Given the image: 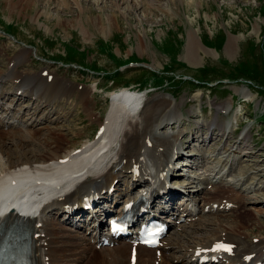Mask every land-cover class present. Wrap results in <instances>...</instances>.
I'll return each mask as SVG.
<instances>
[{
	"label": "rangeland",
	"instance_id": "1",
	"mask_svg": "<svg viewBox=\"0 0 264 264\" xmlns=\"http://www.w3.org/2000/svg\"><path fill=\"white\" fill-rule=\"evenodd\" d=\"M111 1L0 0V71L11 68L7 65L9 57L28 49V61L21 69L33 73L46 69L45 72H53L51 75L63 78L64 83L76 88L79 86V92L81 88L94 90L89 101L94 105L91 116L86 114L90 105L87 103L76 108L74 123L69 128V125L65 128L64 123L67 122L63 119L44 123L51 127V131L62 128L55 129L56 134L59 131V134H65L60 138L62 143L58 144H63L61 148L79 147L94 139L99 128L96 117L105 119L111 108V90L127 86L140 89L150 97H168L173 100L174 111L177 109L174 106L181 103L182 112L178 113H183L180 118L183 125L177 124L175 129L189 128L187 124L194 128L193 131L182 132L181 141L189 142L188 138H192L198 127L205 128L206 132L201 135L200 131L193 147L190 148V144L183 147V154L175 159L177 168L171 185L178 186L184 193L178 194L177 200L181 201L177 204L184 206V202L193 196L188 195L193 191L189 189L196 188L190 185L183 188L181 184L196 177L204 179L211 176L218 161L215 155L228 148V153L232 151L238 155L239 162L235 166L239 165L231 175L228 173L227 179L234 182L236 188L256 184L260 187L244 192L249 197L247 206L253 210H235L233 216L245 223L251 239H260L264 233V204L256 201H264V0ZM78 3L84 8L83 13ZM112 13H115L116 21L112 17V28L103 31L100 23H106ZM194 30L201 45L188 53L189 33ZM231 37L239 38L234 54L229 51ZM130 57L137 60L127 64ZM166 65H170L171 73L164 72L167 71L163 69ZM117 68L120 73L114 75L115 81L96 74L107 70L116 72ZM166 81L172 86H163ZM209 83L213 87H206ZM27 101L24 100L23 104ZM4 102L9 106L11 100L4 99ZM221 105L225 107L221 109ZM213 119L224 125L225 134L220 128L214 131ZM10 129L8 126L5 131ZM46 129L41 128L39 134L47 133ZM161 129L172 131L168 125ZM246 134L247 140H242ZM205 137L209 141L200 144L199 140ZM227 152L220 157L224 159ZM202 154L206 157L200 156ZM230 163L231 158L227 169ZM256 170H261L257 171L258 175H255ZM239 177L242 179L237 180ZM206 182L202 186L209 189L212 184ZM257 210L263 211L258 214L261 224L254 216ZM101 218L106 222L107 216L102 215ZM190 223L186 229L190 228L194 235L205 233V230H195ZM239 229L242 230L241 227ZM180 230V227H171L168 237L176 236ZM79 231L81 235L86 234V226ZM181 232L188 236L185 231ZM185 237L181 239L186 240ZM128 249L125 250L126 262Z\"/></svg>",
	"mask_w": 264,
	"mask_h": 264
},
{
	"label": "bare ground",
	"instance_id": "2",
	"mask_svg": "<svg viewBox=\"0 0 264 264\" xmlns=\"http://www.w3.org/2000/svg\"><path fill=\"white\" fill-rule=\"evenodd\" d=\"M80 12L83 13L84 8H81ZM112 17L116 21L115 13L108 15L106 23L101 20L103 31L106 28H112L114 22ZM238 42V37L229 39L230 54L236 52L235 45ZM200 45L197 32L190 31L187 52L190 53L198 49ZM27 50L9 57L7 65L11 68L0 71V114L1 110H5L0 115V157L2 158L0 159V207L6 196H12L11 200H14L17 206L21 200H34L37 203L45 204V206L38 217L25 218L14 213L5 217L0 215V229L14 221L27 222L30 264H197V256L200 254L198 250H201V253L207 251L217 241L236 245L231 264H252L245 261L249 254L254 252L263 254L264 233L262 230L260 239H251V232L246 229L245 223L234 218L235 210H227V204L230 203L240 206L239 209H236L240 212L253 210L247 206L249 197L244 192L254 191L260 187L256 184L245 188L241 185L236 188L237 185L226 180L224 174L220 177L206 178L207 183H214L212 190L200 188L193 191L194 197H196L194 205L208 214L200 215L198 219H195L196 222H191L189 225L195 230H205L204 234L194 235L189 230L190 228L186 229L187 225L184 223L179 225L181 230L175 233L176 236L170 235L166 239L167 241L159 254L157 252L160 249L156 250L140 245L135 247L136 255H133L132 244L130 242L121 243L120 240L112 247L104 246L101 247L100 252L94 251L98 242L97 237L81 235L77 229L81 228L84 223H88L89 220L84 218L76 220L73 217V210L77 209L76 211L83 212L84 200L91 199L90 195L92 194L100 204L92 205L95 214L90 216L94 220L93 227H97L99 216L104 212L111 211L112 204L119 201L121 196L127 195L126 201L131 198L137 199L144 191L152 189L154 198L151 205L153 204V207H158L165 213L176 211L178 209L176 199L180 191H177L178 187L174 188L168 185V174H172L171 177H173L177 168L176 165H173L172 158L175 154L178 157L182 155L183 147L190 144V148H192L193 141L197 140L199 132L201 131L202 135L206 129L198 127L199 129L194 131L192 138H188L189 142L181 141L182 132L194 129H191L190 124H187L189 128L175 129L177 124H180V127L183 125L181 124L182 119H180L183 113H178V111L182 112L181 103L174 106L177 108L174 111L173 100L168 97H150L137 90L136 92L116 93L120 91L117 90L112 93L114 96L111 108L105 119L102 116L96 117L99 128H104L103 133L79 147L61 148L63 144L62 146L58 144L62 143L60 138L65 134H59L61 131L56 134L55 129L62 130V128H52L53 131H51L49 129L51 127H47L46 124L45 126L44 123L59 122L63 119L64 122H67L64 123L65 128L68 125L69 128L71 123H74L76 108L81 104L82 106L87 105L93 97L94 90L81 88V92H79L78 85L76 88L70 83H64L61 80L63 78L51 76L53 72L33 73L25 68V70L21 69L28 61L30 52ZM49 77H53L52 80ZM8 83L10 85H7ZM1 86L4 88L1 89ZM6 98L11 99L8 107H5L3 102V99ZM144 98H146L144 107L138 113L136 107L131 105L138 104ZM24 100L29 101L23 104ZM89 104V111L86 114L91 116L94 114V105L91 102ZM221 106V109L225 107ZM54 114H56L55 117ZM92 118L94 121L96 120L94 115ZM165 121L166 123L163 125ZM211 122L216 125L214 131L218 128L221 132L223 131L224 125L219 120L213 119ZM167 125L171 126V132L161 129ZM7 126L11 127L9 132L5 131ZM45 127L47 133L39 134L38 131ZM232 131L229 132L233 133ZM225 132L223 131L224 134ZM229 132L228 134H230ZM103 136L106 141L104 148L108 147L105 152L99 142ZM247 136L246 134L241 139L247 140ZM208 137L211 139L210 136ZM199 141L200 144H205L209 140H206L205 137ZM229 150L226 148L223 152L218 151V154L225 156V152ZM216 158L218 159L216 166L221 162L220 165L223 167L220 169H223L224 172L225 166L231 158L228 168L230 175L231 171L236 170L239 165L235 166L239 162V158L238 155L232 154V151L222 161L220 155ZM4 159L5 161H3ZM225 160L226 164H224ZM260 168L258 166V169ZM257 171L261 170H256L255 175L259 174ZM241 179L242 177H239L237 180ZM112 184H114L113 187H111ZM200 184L202 182L198 186ZM187 185L183 187L185 188ZM164 195L167 196V199L160 205ZM212 197L214 198L212 199ZM260 202L264 204V201H256V203ZM216 204H218L217 207H215ZM196 207L186 203L182 211L194 216ZM261 212L263 211L257 210L254 215L256 222L260 224L258 214L261 215ZM62 215L63 219H60ZM98 226L101 231L105 229L102 220L98 222ZM89 228L90 226L86 230ZM181 231H185L188 236ZM183 236H186V240L181 239ZM6 242L13 241L6 239ZM127 249L129 253L126 262L125 250ZM15 262L16 264H28L19 253Z\"/></svg>",
	"mask_w": 264,
	"mask_h": 264
},
{
	"label": "snow or ice",
	"instance_id": "3",
	"mask_svg": "<svg viewBox=\"0 0 264 264\" xmlns=\"http://www.w3.org/2000/svg\"><path fill=\"white\" fill-rule=\"evenodd\" d=\"M119 225H114V230H118L119 229ZM146 243H151V241H145ZM216 251H219V250H224V251H231L232 250V246L231 245H227V244H224V243H217L216 246H215V249Z\"/></svg>",
	"mask_w": 264,
	"mask_h": 264
},
{
	"label": "trees",
	"instance_id": "4",
	"mask_svg": "<svg viewBox=\"0 0 264 264\" xmlns=\"http://www.w3.org/2000/svg\"><path fill=\"white\" fill-rule=\"evenodd\" d=\"M166 69H167V71H172V70H170L171 69L170 65L168 67L166 66Z\"/></svg>",
	"mask_w": 264,
	"mask_h": 264
}]
</instances>
